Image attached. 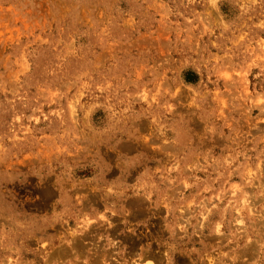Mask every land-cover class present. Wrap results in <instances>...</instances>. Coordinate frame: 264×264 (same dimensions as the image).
I'll list each match as a JSON object with an SVG mask.
<instances>
[{
	"label": "rangeland",
	"instance_id": "obj_1",
	"mask_svg": "<svg viewBox=\"0 0 264 264\" xmlns=\"http://www.w3.org/2000/svg\"><path fill=\"white\" fill-rule=\"evenodd\" d=\"M0 264H264V0H0Z\"/></svg>",
	"mask_w": 264,
	"mask_h": 264
}]
</instances>
